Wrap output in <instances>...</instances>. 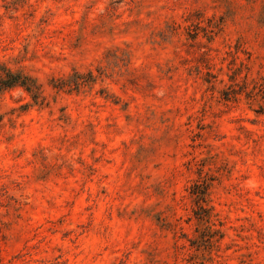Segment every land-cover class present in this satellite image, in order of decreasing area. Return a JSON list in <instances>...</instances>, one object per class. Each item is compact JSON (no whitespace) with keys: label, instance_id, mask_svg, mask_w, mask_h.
I'll return each mask as SVG.
<instances>
[{"label":"rangeland","instance_id":"rangeland-1","mask_svg":"<svg viewBox=\"0 0 264 264\" xmlns=\"http://www.w3.org/2000/svg\"><path fill=\"white\" fill-rule=\"evenodd\" d=\"M0 264H264V0H0Z\"/></svg>","mask_w":264,"mask_h":264},{"label":"trees","instance_id":"trees-1","mask_svg":"<svg viewBox=\"0 0 264 264\" xmlns=\"http://www.w3.org/2000/svg\"><path fill=\"white\" fill-rule=\"evenodd\" d=\"M0 74V91L14 86L26 87L23 78L19 74H13L9 70L2 69Z\"/></svg>","mask_w":264,"mask_h":264}]
</instances>
